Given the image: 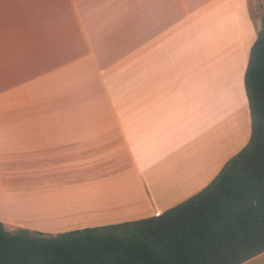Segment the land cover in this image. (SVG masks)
<instances>
[{
  "label": "crops",
  "instance_id": "crops-1",
  "mask_svg": "<svg viewBox=\"0 0 264 264\" xmlns=\"http://www.w3.org/2000/svg\"><path fill=\"white\" fill-rule=\"evenodd\" d=\"M263 6L0 0L5 229L146 219L207 187L251 136L244 75Z\"/></svg>",
  "mask_w": 264,
  "mask_h": 264
},
{
  "label": "trees",
  "instance_id": "trees-1",
  "mask_svg": "<svg viewBox=\"0 0 264 264\" xmlns=\"http://www.w3.org/2000/svg\"><path fill=\"white\" fill-rule=\"evenodd\" d=\"M247 145L158 216L44 235L0 223V264H242L264 252V28L249 53Z\"/></svg>",
  "mask_w": 264,
  "mask_h": 264
},
{
  "label": "rangeland",
  "instance_id": "rangeland-1",
  "mask_svg": "<svg viewBox=\"0 0 264 264\" xmlns=\"http://www.w3.org/2000/svg\"><path fill=\"white\" fill-rule=\"evenodd\" d=\"M262 8H264V6ZM254 14H255V17H256V15L259 17H262V15H260L258 12L257 13L254 12Z\"/></svg>",
  "mask_w": 264,
  "mask_h": 264
}]
</instances>
